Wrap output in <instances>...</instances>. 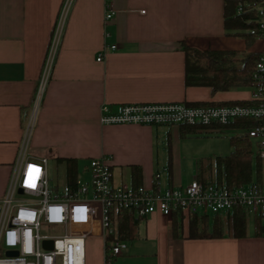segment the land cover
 <instances>
[{"label": "crops", "instance_id": "1", "mask_svg": "<svg viewBox=\"0 0 264 264\" xmlns=\"http://www.w3.org/2000/svg\"><path fill=\"white\" fill-rule=\"evenodd\" d=\"M225 1L109 0L115 15L106 21L105 0H73L29 153L49 161L75 159L84 172L92 160L108 157L114 186L134 187L135 166L142 170L141 187L153 188L160 175L161 127L102 125L101 108L106 105L118 114L125 104L248 102L249 90L239 97L236 91L213 96L209 88L185 84L182 43L201 51L245 49L242 40L226 36ZM65 3L0 0V201ZM112 46L117 49H107ZM165 129L170 137L180 136L179 127ZM176 145L173 142L172 147L169 140L164 168L168 183L163 188L159 180L162 190L185 188L181 150ZM190 218L183 216L180 238L174 237L173 217L154 214L142 220L136 240L143 235L154 255L153 264H264V236L256 235V225L254 235L247 232L243 239L193 240ZM102 256L105 264V241Z\"/></svg>", "mask_w": 264, "mask_h": 264}, {"label": "built area", "instance_id": "2", "mask_svg": "<svg viewBox=\"0 0 264 264\" xmlns=\"http://www.w3.org/2000/svg\"><path fill=\"white\" fill-rule=\"evenodd\" d=\"M73 0H66L55 26L43 67L33 110L26 124L8 188L0 201V264H86L87 239L100 236L104 241L117 232V217L124 210H134L146 219L154 214L185 217L195 214L225 215L236 209L250 216L264 218V176L242 187L229 188L216 181L196 178L185 188L162 190L157 187H116L112 181L110 158L90 162L85 174L64 182L51 180L49 159L29 153L39 107L47 89L59 52L65 21ZM106 1V21L115 11ZM107 49L115 51L117 47ZM102 57L97 61L101 62ZM245 105L214 106L181 103L122 105L118 114L108 106L101 108L102 125L149 127L228 126L252 122V130H235L253 142L258 158L264 162V56L257 65ZM115 221L112 222L111 218ZM114 223V224H113ZM52 242V248L45 243ZM129 249L125 241L107 248L105 264H113Z\"/></svg>", "mask_w": 264, "mask_h": 264}, {"label": "trees", "instance_id": "3", "mask_svg": "<svg viewBox=\"0 0 264 264\" xmlns=\"http://www.w3.org/2000/svg\"><path fill=\"white\" fill-rule=\"evenodd\" d=\"M224 28L227 37L240 39L245 43L243 51L207 50L201 51L182 43L185 53V84L187 87L209 88L212 95L233 91L249 90L257 65L264 56V0H226L224 3ZM247 102H228L211 104L214 106L245 105ZM210 105V104H197ZM254 123L238 122L228 126H180V138L186 139L199 135L207 130H232L235 136L230 138L232 152L228 156L217 157L214 163L199 164V175L202 181L216 180L217 184L229 188L242 187L253 181H261L262 162L253 152V143L242 134L240 129L252 130ZM66 168L67 177L75 180L80 168L75 159H58ZM257 172V173H256ZM256 175V176H255ZM158 174L156 175V177ZM155 177L154 188L157 187ZM142 170L132 167L133 186L141 187ZM158 188V187H157ZM256 235L264 236L262 217H256ZM174 237L180 238L183 215L173 216ZM114 222V217L111 218ZM117 232L105 240V252L117 241L133 242L138 237L142 219L134 210H124L117 217ZM249 215L236 209L225 215L195 214L190 218L189 239H221L229 236L235 239L247 237ZM114 224V223H113Z\"/></svg>", "mask_w": 264, "mask_h": 264}, {"label": "rangeland", "instance_id": "4", "mask_svg": "<svg viewBox=\"0 0 264 264\" xmlns=\"http://www.w3.org/2000/svg\"><path fill=\"white\" fill-rule=\"evenodd\" d=\"M238 97L248 93V90L236 91ZM235 132L232 130H207L202 131L199 135L191 138H176L175 135L170 137L168 130L165 127H161L160 135L157 139V149L159 150V171L160 181L164 188L168 183L167 172L164 168L167 165L169 140L173 147V142L180 147L181 150V178L182 185L188 186L195 180L196 177V165L197 162H202L204 165L214 163L217 157L228 156L231 154L232 147L230 145V138L235 136ZM253 143V142H252ZM253 152L255 160L258 158L257 150L253 144ZM260 160V159H259ZM262 162V161H261ZM79 168L82 170L83 165ZM79 171L80 175H84V171ZM49 172L51 180L63 183L66 176V168L64 165H60L57 160L49 161ZM257 173V172H256ZM262 175L264 176V162H262ZM85 179L89 180V174H85ZM256 176V175H255ZM257 222L256 216H250L248 232L251 235L255 233V223ZM264 225V218L262 220ZM100 236H91L87 239L86 249V264H104L103 262V241ZM129 250L127 253L118 259L113 261V264H153L154 255L149 248V244L145 241L143 235L133 241L127 242ZM138 249V250H137Z\"/></svg>", "mask_w": 264, "mask_h": 264}, {"label": "water", "instance_id": "5", "mask_svg": "<svg viewBox=\"0 0 264 264\" xmlns=\"http://www.w3.org/2000/svg\"><path fill=\"white\" fill-rule=\"evenodd\" d=\"M45 247L48 248H52V242H46L45 243Z\"/></svg>", "mask_w": 264, "mask_h": 264}]
</instances>
